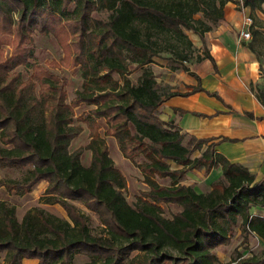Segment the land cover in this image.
<instances>
[{"label": "trees", "instance_id": "trees-1", "mask_svg": "<svg viewBox=\"0 0 264 264\" xmlns=\"http://www.w3.org/2000/svg\"><path fill=\"white\" fill-rule=\"evenodd\" d=\"M230 2L251 12L262 10L264 4V0H0V168L26 169L22 180L1 179L0 188L22 196L46 181L40 201L61 204L69 217L34 207L19 221L18 205L0 198V255L6 252L5 264H22L25 258L72 264L80 254L90 257L85 264H217L214 249L229 245L238 226L246 240L255 234L264 241V217L251 215L253 207H264V179L256 181L247 167L217 152L211 140L188 135L173 121L162 120L160 107L175 92L161 86L149 67L162 54L168 56L172 73L198 77L190 69L192 63L210 59L215 65L207 48L204 54L196 53L187 31L199 35L205 47V34L225 20ZM100 11L108 18H96ZM57 29L64 37L73 35L84 79L72 102L67 101L66 80L31 62L34 35ZM248 47L257 54L254 43ZM131 65L143 69L137 84L128 78ZM18 67L32 68L33 73L24 80ZM196 91L204 89L198 86ZM256 96L264 105V88ZM81 103L95 106L82 119L75 111ZM97 118L106 119L123 155L143 174L148 190L136 205L126 198L127 180L103 138L92 137L86 147L70 149L83 131L77 122L90 127ZM86 148L92 151L88 166L82 162ZM139 156L144 158L140 163ZM216 167L222 176L210 191L199 193L184 183L187 172L210 173ZM157 178L170 182L162 184ZM71 201L96 213L105 234H94L88 216ZM161 204H175L181 210L168 217ZM235 264H264V251Z\"/></svg>", "mask_w": 264, "mask_h": 264}, {"label": "crops", "instance_id": "crops-1", "mask_svg": "<svg viewBox=\"0 0 264 264\" xmlns=\"http://www.w3.org/2000/svg\"><path fill=\"white\" fill-rule=\"evenodd\" d=\"M249 11V8L244 11L237 9L232 2L226 5L225 20L221 21L217 29L208 32L210 36H205L206 48L214 58L215 65L210 59L192 63L190 69L198 77L185 71L171 73L175 79L168 83L173 86L175 94L161 105L160 117L166 122L173 121L188 135L216 143L217 152L232 163L244 165L256 181H261L264 179V105L256 96L257 90H252V84L262 81L260 62L248 45H242L235 35L236 30L240 33L243 29L244 15ZM198 86L204 91L194 92ZM207 92L216 93L221 99ZM206 148L207 145L194 156H200ZM221 176L220 167L210 173L204 169H194L186 174L184 183L193 186L199 193H206ZM37 187L45 192L48 182L41 181ZM34 207L49 210L50 204L33 202L30 205H18V220L22 221ZM251 215L264 217V207H253ZM235 231L243 235L239 226ZM248 239L245 246L253 251L256 249L254 253L258 254L257 251L261 249L264 251V241L257 235L249 234ZM216 255L217 264H223L221 255ZM5 257L6 252H3L0 264H5ZM22 264L41 263L38 258H25Z\"/></svg>", "mask_w": 264, "mask_h": 264}, {"label": "rangeland", "instance_id": "rangeland-1", "mask_svg": "<svg viewBox=\"0 0 264 264\" xmlns=\"http://www.w3.org/2000/svg\"><path fill=\"white\" fill-rule=\"evenodd\" d=\"M246 15H250L253 19V25L250 28L252 34L251 39H241V32L239 33L238 30H236L235 35L242 45L247 46L250 43H254L256 47L257 54H254L262 62V68L260 64L259 69L262 81L261 83L252 84V88L258 91L261 88H264V9L257 10L255 12L249 11V13L245 14L244 17ZM94 16L99 19H107L108 13L106 11H100L96 12ZM220 23L221 22L215 25L213 30L217 29ZM187 33L189 34L193 42L197 44L195 45L197 48L196 53L198 54V52H200L204 54L206 46L204 47V45H202L203 42L199 35L191 30H188ZM205 36H210V34L206 33ZM73 38L74 37L71 34L68 37H64V33H61L60 29H57V31L48 32L46 34H41L39 32L36 33L34 35L35 59L31 60L32 63L40 64L42 67L50 70L56 76H59L60 78L66 80L65 90L67 91L68 102H72L76 98L77 93L83 89L84 81L82 77V70L79 63L77 62V48L76 44L73 43ZM4 48L7 50V56H9L11 52L10 48L7 46H5ZM149 67L153 70L154 75L156 76L161 86H171L173 88V86L168 82L173 81L175 77L171 75L172 72L169 71V61L166 54H162L161 56L157 57L155 59V62L149 65ZM130 69L131 72L128 74V78H130L134 84H137L141 78L143 69L137 68L136 65H131ZM16 71L22 72L24 80L28 79L33 73L32 68L24 67H18ZM114 78L121 80V78L117 74H114ZM94 107L95 106L93 105H86L84 103H81L75 108L76 117L82 119L88 116L91 110L94 109ZM77 123L83 126V131L77 138L72 141L70 147L71 151L86 147L91 141L92 137L98 136V138H103L109 149L110 156L113 158L117 168L123 173L127 180V188L124 191L126 198L132 205H136L138 202V198L140 196H143L142 194L148 190L147 186L143 182V174L136 163L132 162L130 159L126 158L123 155L116 139L112 136V130L108 127L106 119L97 118L94 125L90 127H87L85 123L80 121H78ZM0 144H2L1 139ZM197 153L198 152H195L194 155ZM91 159L92 151L86 148L83 151L82 162L84 165L88 166L91 163ZM136 160L138 163H140L144 160V158L142 156H139L136 158ZM172 166L173 168H176V165L174 163H172ZM193 172L197 177L199 176L196 171ZM25 174L26 169L0 168V180H22L25 177ZM157 179L162 184H168L170 182V179L168 178ZM35 187L30 193L18 196L14 193L10 194L3 186L0 188V198L11 200L17 205H30L33 202H37L38 204L43 203L40 201V198L45 194V192L40 191L39 187ZM39 195H41L40 198H38ZM71 203L75 204L79 208V210H81L88 216V223L94 234H105L104 226L96 213L90 211L85 206V204L80 201H71ZM161 205L165 210V215L168 217L173 216L181 210V208L175 204ZM49 208L50 209L47 210L48 212L58 217L69 219L66 209L61 204H50ZM248 240L249 239H245L244 234L238 235V233L234 230L231 243L229 245H221L222 247H217L216 249H214V253L216 251V253L221 255V258L224 260L223 264H235L237 261H239V259L248 258L256 254L254 253V251L256 252V249L253 251L248 246H245V244L248 243ZM262 250L263 249L257 251V253L261 254ZM239 255H242V258H239ZM89 260L90 257L87 254H80L75 257V260L72 264H85Z\"/></svg>", "mask_w": 264, "mask_h": 264}, {"label": "built area", "instance_id": "built-area-1", "mask_svg": "<svg viewBox=\"0 0 264 264\" xmlns=\"http://www.w3.org/2000/svg\"><path fill=\"white\" fill-rule=\"evenodd\" d=\"M243 11L245 10V8L242 9ZM253 25V19L250 15H246L244 17V21H243V29L241 30V39L243 40H249L252 37L251 34V26Z\"/></svg>", "mask_w": 264, "mask_h": 264}]
</instances>
